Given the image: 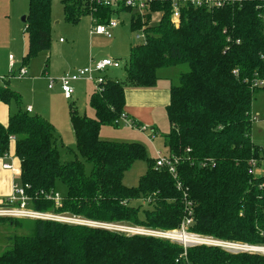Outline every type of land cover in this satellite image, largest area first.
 I'll return each mask as SVG.
<instances>
[{
  "label": "trees",
  "instance_id": "16d2710c",
  "mask_svg": "<svg viewBox=\"0 0 264 264\" xmlns=\"http://www.w3.org/2000/svg\"><path fill=\"white\" fill-rule=\"evenodd\" d=\"M54 1L29 0L25 65L51 50ZM61 2L65 21L74 25L86 15L96 24H108L115 13L131 14L124 8L116 12L82 1ZM263 4L243 0L224 8L186 6L178 27L171 22L172 0L153 3L143 17L132 15L130 28L142 32L145 41L131 46L123 65L126 79H108L92 94L95 118L79 116L70 107L77 150L71 162H61L54 126L24 111L18 91L0 86V105L16 102L18 107L7 126L0 123V151H9L10 138H16L20 184L28 187L30 208L166 230L179 228L191 213L188 230L194 234L264 246V176L249 174V162L264 153L252 140V106L261 90L249 82L264 79ZM183 65L188 71L171 87L167 107L171 131L165 144L178 161L175 176L155 168L141 144L100 140L102 127L119 126L127 89L153 88L160 70ZM138 161H146L148 170L137 187L129 188L124 176ZM58 181L67 187L60 208L51 200ZM7 222L18 226L20 221L0 218ZM8 242L0 264H264V254L213 246H192L186 261L176 243L45 220H34L32 234Z\"/></svg>",
  "mask_w": 264,
  "mask_h": 264
},
{
  "label": "rangeland",
  "instance_id": "374dc122",
  "mask_svg": "<svg viewBox=\"0 0 264 264\" xmlns=\"http://www.w3.org/2000/svg\"><path fill=\"white\" fill-rule=\"evenodd\" d=\"M28 12L29 0H0V79L6 75L10 77L8 79L9 82H1V86H9V88L18 91L21 94V108L24 111L28 106L35 105L36 112H40L39 114H42L44 110L48 112L45 116L47 118L50 117L55 122V136L57 137V147L60 152L61 162H71L75 160L77 150L70 119V107L73 106L79 116L94 118L95 112L90 106V98L96 91V86L89 82L76 83L74 84L75 95L73 96V99L66 100L63 94L59 92L57 86L52 91L48 89L50 79H56L64 72L69 73L77 68H83L88 65L91 59L99 61L113 58L120 60L124 65L129 59L131 46L139 44L141 41L136 39L137 35L133 33L130 28V13H121L118 15L117 18L120 25L113 30L111 39L105 37H94L91 39V16H83L80 22L76 25L69 24L65 21L63 3L60 0H55L52 3L51 50L39 54L36 58L25 65L23 58L26 55L28 41L23 19L28 15ZM154 16L156 17L157 14ZM157 21L158 19L156 18L154 24H156ZM173 25L176 26V24ZM9 56H13L16 63V66L12 71L9 67ZM21 67H25L28 70V75L24 78L18 77ZM44 71H49L48 75H43ZM186 71H188V66L183 65L167 69L163 74L159 71L158 75L161 79L162 77H167L170 82H173V85H177L180 74ZM115 74L120 81L126 79L124 68L116 70ZM163 81L166 82L165 80ZM6 106H8L12 115H15L18 112L16 102H11L10 105L4 104V106H1V110ZM251 116L254 121L252 125L253 143L257 146L264 147V90L255 94ZM164 120L168 124V120H166V118H164ZM150 136L151 134L144 135L143 133L138 132L137 129L134 130L130 128L125 123L119 124L118 127L107 126L101 131V139L103 141L117 143L135 142L141 144L145 147L149 159L156 160L158 158V153L160 152L163 156L169 157V150L164 145V136L155 137L153 142L149 139ZM90 169L91 165L87 163V170L90 171ZM146 169V161L136 162L125 174L123 180L124 184L129 187H137L141 177L145 174ZM19 178L17 177V182L20 184ZM66 194L67 187L58 181L56 184L55 195L62 199ZM3 204H1V206H4ZM140 204H142L144 208L146 207L144 202L135 203V205ZM73 218L77 217L74 216ZM77 219L87 221L81 218ZM17 220L20 221L18 226H12L8 222L5 224L0 223V254L7 249L9 238L32 234L34 220ZM101 224L136 228V226L117 222ZM142 229L167 231L166 229L148 227H143ZM118 234L136 236L133 234ZM203 237L223 244H233L245 248L248 247L249 249L253 248L250 249L249 252L255 253L253 250L256 249L257 253L264 254L261 251L264 250V246H252L246 243L223 241L208 236Z\"/></svg>",
  "mask_w": 264,
  "mask_h": 264
},
{
  "label": "built area",
  "instance_id": "2783aa9c",
  "mask_svg": "<svg viewBox=\"0 0 264 264\" xmlns=\"http://www.w3.org/2000/svg\"><path fill=\"white\" fill-rule=\"evenodd\" d=\"M60 1H82L89 4L92 8L94 6L107 7L113 11H119L124 8L131 12L133 16L143 17L150 11V6L153 3L158 1H168V0H60ZM243 0H172V24H176L178 27L180 24V11L186 6L193 7H207L208 9L213 8H224L227 6H232L241 3ZM118 14H114L108 24H96L92 20V27L90 31L91 36H102L107 39L112 38V32L119 27L120 22L118 20ZM92 18V17H91ZM259 18L264 23V4L260 7ZM179 22V23H178ZM136 39L138 41L144 42L145 35L140 32L136 34ZM16 66L15 59L13 56H9V67L12 71ZM123 68V63L120 60L107 58L96 62H91L88 66L83 68H78L77 70L69 73H65L57 79H50L49 90H52L57 84L59 85L63 96L66 100H72L75 95L74 84L79 82H89L96 86V91H99L102 85L108 81V72L110 70H119ZM28 75V70L25 67H21L19 71V78H24ZM10 77L4 76L0 79L1 82L8 81ZM252 89L264 90V79L259 77L254 78L252 81H249ZM32 111L31 108H28V112ZM125 123L132 129H137L143 133L151 134V138H154L155 134L150 128L146 126H141L136 124L132 119H130L126 114H123L118 122V125ZM16 141L15 137L10 138V142L13 143ZM7 151L2 153L0 151V160L3 161V169L10 172H15L16 168L14 165L13 158ZM177 159L175 157H165L162 154L158 155L156 161V168L163 169L167 168L169 173L173 176L176 175V164ZM249 174L254 177L264 176V153L256 159H253L249 162ZM26 189L28 187L22 186L18 182L14 184V193L13 196L8 200L7 206H0V217L4 218H15V219H30V220H45V221H54L69 225H82L93 228L104 229L110 232H118L124 234H133L147 237H154L160 240L169 241L171 243H176L183 247L184 254L180 259H185L187 261V250L192 246H213L219 247L232 252H249L248 247L237 246L233 244H223L215 242L211 239H206L203 236L194 234L188 229L193 224V218L191 213L180 225L179 228L175 230H147L141 228H131L127 226H116L110 224H101L82 221L77 218L70 217L69 215H57L54 213H41L30 208V198L26 195ZM56 207H62V199L58 196H54L52 199ZM205 238V239H204ZM189 264V263H188Z\"/></svg>",
  "mask_w": 264,
  "mask_h": 264
},
{
  "label": "crops",
  "instance_id": "0c3cea01",
  "mask_svg": "<svg viewBox=\"0 0 264 264\" xmlns=\"http://www.w3.org/2000/svg\"><path fill=\"white\" fill-rule=\"evenodd\" d=\"M131 18H132V15H131ZM90 37L92 39L94 37H102V36H91L90 35ZM91 62H96V61L91 59L90 62L88 63V65ZM77 69H75V70H77ZM166 70L167 69L160 70V72H162L161 74H163L164 71H166ZM115 71L116 70H110L108 72L107 76L109 79H118L116 74H115ZM48 72L49 71H46V72L44 71L43 75H45V74L48 75ZM65 73L66 72L61 74L59 77H61ZM6 76H8V75H6ZM162 76H164V75H162ZM158 78H159V80L157 82V85L153 88H129L125 91L124 114H126L130 119H132L134 122H136V124L141 125V126H146V127L150 128L152 131H154V134H155L154 138L149 137V139L152 142L154 141L155 137L157 138V137L163 135L164 136V138H163L164 145L167 148V146L165 144V137L171 131V125H170L168 117H167V107L170 105V101H171V91L170 90H171V87L173 86V82H170V80L167 77H165V78L162 77V79H161L158 75ZM163 80H165L166 82H164ZM56 86L59 89V92L62 93L59 85L57 84ZM55 87L52 90H54ZM1 106H4V104L0 105V123L4 126H7L9 123L10 117L13 115L11 114L8 106H6L3 110H1ZM28 108L32 109V111L30 112L31 115H34L36 113L35 115H40V116L44 117L45 115L48 114V112L46 110H44V112H46V113L43 112L42 114H39L40 112L39 113L36 112L37 110L35 108V105L28 106L25 111H28ZM44 118L46 120H48V118H49L48 121L54 126V130H55L54 120H52L50 117L47 118L46 116ZM164 118H166V120H168V124L165 122ZM104 127H107V126H104ZM104 127L101 128V131ZM101 131H100V135H99L100 140H102L101 139ZM73 132H74V130H73ZM138 132H141V131L138 130ZM141 133H143V132H141ZM143 134L146 135L147 133H143ZM74 137H75V133H74ZM56 139H57V137H56ZM123 143H127V142H123ZM75 144H76V138H75ZM128 144H132V143H128ZM9 152H10L9 154L13 158L16 171L10 172V171L4 170L3 169V161L0 160V205L3 204L4 202L8 201L13 196L14 184L17 182V177L21 178V174H22L20 161L16 157L15 142L11 143V147H10ZM159 154H162V153L160 152V153H158V155ZM169 156H170V152H169ZM150 160L155 161V168H156L157 159L156 160L150 159ZM147 170H148V165H147L146 172H147ZM146 172H145V174H146ZM123 183H124V181H123ZM124 185L127 186L126 184H124ZM127 187H129V186H127ZM129 188H135V187H129ZM137 202H135V203H137Z\"/></svg>",
  "mask_w": 264,
  "mask_h": 264
},
{
  "label": "water",
  "instance_id": "95a60500",
  "mask_svg": "<svg viewBox=\"0 0 264 264\" xmlns=\"http://www.w3.org/2000/svg\"><path fill=\"white\" fill-rule=\"evenodd\" d=\"M23 22H26V17L23 19ZM254 251H255V253H257L256 250H254Z\"/></svg>",
  "mask_w": 264,
  "mask_h": 264
},
{
  "label": "bare ground",
  "instance_id": "6f19581e",
  "mask_svg": "<svg viewBox=\"0 0 264 264\" xmlns=\"http://www.w3.org/2000/svg\"><path fill=\"white\" fill-rule=\"evenodd\" d=\"M256 250V249H255ZM260 250V249H259ZM254 251V250H253ZM262 251V253H264V250H261Z\"/></svg>",
  "mask_w": 264,
  "mask_h": 264
}]
</instances>
